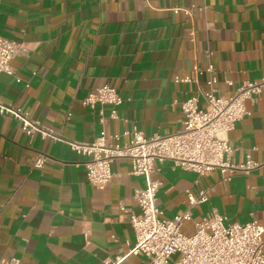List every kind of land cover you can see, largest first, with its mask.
<instances>
[{"label":"crops","instance_id":"crops-1","mask_svg":"<svg viewBox=\"0 0 264 264\" xmlns=\"http://www.w3.org/2000/svg\"><path fill=\"white\" fill-rule=\"evenodd\" d=\"M0 36L28 48L11 61L16 75L0 74V102L62 138L30 137L11 113L0 114V263L105 264L127 254L135 235L121 207L140 213L133 196L146 177L117 159L110 183L98 189L87 180L88 157L70 142H92L102 129L122 135L121 143L133 129L146 137L181 130V103L208 89L210 63L217 96L264 78V0H0ZM196 65L197 83L176 81L193 78ZM105 84L123 98L117 119L108 106L82 104ZM246 107L228 138L236 162L250 154L260 166L225 181L217 169L199 175L156 162L151 178L161 183L163 218L188 208L187 191L203 190L208 200L191 208L194 219L216 210L226 224L264 226V96ZM41 152L48 160L36 168ZM182 229L193 234L192 221ZM120 264L148 261L129 255Z\"/></svg>","mask_w":264,"mask_h":264},{"label":"built area","instance_id":"built-area-1","mask_svg":"<svg viewBox=\"0 0 264 264\" xmlns=\"http://www.w3.org/2000/svg\"><path fill=\"white\" fill-rule=\"evenodd\" d=\"M27 53L28 48L23 43L0 36V74L16 75L11 61ZM206 53L210 59L212 52L208 50ZM194 72L193 78L176 77V81L197 83L202 71L196 65ZM206 72L210 74L208 89L200 90L199 96L189 97L181 103V130L146 137L142 131L133 129L123 133L128 141L121 143L122 135L109 136L102 129L92 142H70L74 151L88 157L85 162L87 180L98 189L103 190L110 183L113 177L111 165L117 159H129L131 174L147 179L145 187L134 191L133 197L140 213L121 207L134 230L135 243L127 254L108 258L105 264H120L129 255L144 256L148 264H264V226L256 220L226 224L227 217L216 210L200 219L193 218L191 208L208 200L206 191L201 190L197 194L187 191L188 208L173 218H163V211L157 204L161 183L151 178L156 162L171 160L176 167L199 175L217 169L226 174L225 181L238 173L250 174L260 166L250 154L244 162H236L234 153L237 148L230 142L228 134L248 114L246 100L254 101L264 96V78L243 83L233 95L225 97L216 95L217 79L212 63ZM17 80L21 79L17 77ZM228 84L233 83L228 81ZM82 104L91 109L108 106L109 117L117 119L123 98L115 87L105 84L89 92L82 99ZM8 113L20 121L22 129L30 137L40 135L62 140L52 129L32 119L21 108L0 102V114ZM47 160V155L41 152L36 156L34 166L42 168ZM187 221L193 223V234L183 232ZM19 263L20 259L12 257L0 264Z\"/></svg>","mask_w":264,"mask_h":264}]
</instances>
